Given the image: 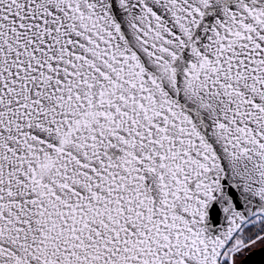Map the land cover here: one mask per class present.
Wrapping results in <instances>:
<instances>
[{
  "label": "snow or ice",
  "instance_id": "1",
  "mask_svg": "<svg viewBox=\"0 0 264 264\" xmlns=\"http://www.w3.org/2000/svg\"><path fill=\"white\" fill-rule=\"evenodd\" d=\"M264 264V0H0V264Z\"/></svg>",
  "mask_w": 264,
  "mask_h": 264
},
{
  "label": "water",
  "instance_id": "2",
  "mask_svg": "<svg viewBox=\"0 0 264 264\" xmlns=\"http://www.w3.org/2000/svg\"><path fill=\"white\" fill-rule=\"evenodd\" d=\"M254 261L256 262V264H260V261H261V256L260 255H257L256 257L253 258Z\"/></svg>",
  "mask_w": 264,
  "mask_h": 264
}]
</instances>
